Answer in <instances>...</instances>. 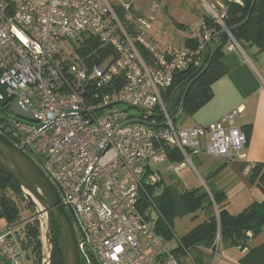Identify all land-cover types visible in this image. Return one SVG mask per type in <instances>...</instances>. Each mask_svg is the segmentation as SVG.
<instances>
[{"label":"built area","instance_id":"1","mask_svg":"<svg viewBox=\"0 0 264 264\" xmlns=\"http://www.w3.org/2000/svg\"><path fill=\"white\" fill-rule=\"evenodd\" d=\"M157 9L153 2L139 14L124 0H0V133L73 212L80 264H154L151 249L161 264H179L138 210L140 193L192 156L229 161L247 144L237 126L243 106L208 125H173L166 91L176 74L201 66L212 31L201 22L197 49L162 48L150 34ZM223 15L212 18L222 25ZM89 37L109 51L99 62L97 51L79 53ZM228 37V50L240 48ZM13 100L35 121L8 125ZM0 264H25L11 228L0 231Z\"/></svg>","mask_w":264,"mask_h":264},{"label":"trees","instance_id":"2","mask_svg":"<svg viewBox=\"0 0 264 264\" xmlns=\"http://www.w3.org/2000/svg\"><path fill=\"white\" fill-rule=\"evenodd\" d=\"M220 1L224 7L222 22L227 29L233 28L247 19L244 24L231 32V36L240 48L244 51L254 49L253 59L256 55L264 53V0H255L254 4H252L253 0ZM202 22L207 29L212 31V34H217L222 30L210 15L203 14ZM202 32L200 30V35ZM199 44L200 40L197 39H188L185 43L186 47L192 49H197ZM230 44L229 37L222 35L216 43L210 42L206 46L203 58L205 56V63H208L207 69L191 83L180 112L179 107L186 87L194 78L187 80L198 69L175 75L173 83L165 95L166 100L171 104L169 117L173 120V125L180 116L191 117L211 99L212 84L226 74L227 68L222 59ZM80 50L79 53L84 52L83 55L91 54L92 50L97 51L98 62L109 54V51L98 46L92 37L86 38ZM142 54L144 57L147 56L144 52ZM89 58L88 64L96 61L97 57L92 54ZM245 136L248 139L247 133ZM165 149L171 161L182 163L183 158L178 151L170 147ZM248 180L251 184H257L264 194V165L253 164L249 169ZM155 186L147 187L144 192L140 193L138 210L146 212L152 206L156 208L160 217L153 226V230L158 238L159 235L171 238L174 218L183 217L200 209L208 212L206 222L181 238L185 248L197 244L213 248L217 235H219V243L222 246L248 247L247 234L249 232L258 233L264 226V201L252 204L239 214L231 216L222 210L221 205L225 199L221 193H212L210 189L207 192L203 188L180 191V189L170 186L165 187L160 196L153 197ZM19 201L26 202V205L20 206ZM21 209H27L31 214L22 219L21 212L23 210ZM35 215L36 208L32 201L9 176L0 170V218L4 220L7 228H11L12 238L24 253L25 260L31 261L32 264H41L43 248L41 223ZM51 236L53 247L51 264H64L54 222H52ZM252 251H259L264 256V242Z\"/></svg>","mask_w":264,"mask_h":264},{"label":"crops","instance_id":"3","mask_svg":"<svg viewBox=\"0 0 264 264\" xmlns=\"http://www.w3.org/2000/svg\"><path fill=\"white\" fill-rule=\"evenodd\" d=\"M239 1L236 0V2ZM208 2L217 7L218 13L224 11L220 0H208ZM202 16L203 13L196 27L191 29L190 37L184 39L183 45L177 48L185 47L188 39L200 40ZM254 53V49H248V51L241 49V52L236 49L226 50L222 59L227 68L226 74L212 84L211 99L200 107L189 118L190 123L185 125V127L208 125L216 122L233 109L243 106L244 111L237 122L239 129L248 135L243 157L225 161L205 155L195 156L200 173L205 176V181L202 182L203 184L205 182L204 189L207 192L210 189L212 193L223 194L225 200L221 205L222 210L231 216L239 214L252 204L264 201L261 188L257 184H251L248 180L249 169L253 164L264 165V53L256 55L253 59ZM184 166L179 172L183 171ZM178 173H163L161 175L162 191L165 187L170 186H174L180 191L200 188L187 186L183 177L178 179ZM164 181L167 185H164ZM147 212L149 221L152 213L156 214V218L151 224L153 227L160 215L153 206ZM187 216H192L196 224L178 236L174 231V222ZM207 219L208 212L200 209L183 217L174 218L171 238L159 235L163 247L175 255L179 264H264V256L259 251H252L264 242V226L258 233L249 232L247 234L248 247L222 246L220 243L216 251L203 244L189 248L183 247L181 238L206 222ZM2 223L3 227L0 231L7 230L6 224L3 221ZM150 255L153 257L154 264H161V258L156 249H151Z\"/></svg>","mask_w":264,"mask_h":264},{"label":"water","instance_id":"4","mask_svg":"<svg viewBox=\"0 0 264 264\" xmlns=\"http://www.w3.org/2000/svg\"><path fill=\"white\" fill-rule=\"evenodd\" d=\"M253 0L252 4H254ZM250 13V12H249ZM248 18V17H247ZM245 21L233 28L225 29L215 35L218 40L222 35L231 33ZM208 63L203 62L198 70L187 80L190 84L186 87L182 97L179 112L181 111L185 95L191 83L204 73ZM8 100V99H7ZM9 101V100H8ZM9 111L12 116L8 125L17 119L35 121L31 114L22 108L17 100L9 102ZM169 110V109H168ZM0 170L9 176L32 201L36 208V217L40 220L43 248L41 264H51L52 258V222L59 236V247L64 264H80V254L77 246V234L75 227L81 232L78 221L72 211L68 213L60 202L58 191L55 186L44 175L36 163L25 153L17 149L4 135L0 133Z\"/></svg>","mask_w":264,"mask_h":264},{"label":"rangeland","instance_id":"5","mask_svg":"<svg viewBox=\"0 0 264 264\" xmlns=\"http://www.w3.org/2000/svg\"><path fill=\"white\" fill-rule=\"evenodd\" d=\"M127 3H130L131 9L139 14H144L150 8V5L153 2L158 4V9L154 12V20L152 22L151 28V37L158 46L162 48L168 47H178L182 46L184 43V39L190 37L191 29L196 27L198 21L201 18V14H207L211 17H214L219 13L214 8V6L208 2V0H124ZM211 4V5H210ZM202 22V21H201ZM219 24V23H218ZM222 30L227 29L224 24H219ZM221 30V31H222ZM198 31V29H197ZM231 34V33H230ZM216 33L212 34L213 43L218 40L215 39ZM229 36V33L224 34ZM240 47V46H239ZM206 47L203 51L205 53ZM241 52V48L236 49ZM170 112V111H169ZM130 113L132 115L138 114L135 109H130ZM190 116H180L178 120L175 121L176 127H185V125L189 124ZM191 162H187L184 166L183 171L179 172L178 179L181 177L184 178V183L187 186L200 187L201 189L205 188V176L200 173L199 165L197 163V159L195 156H192ZM163 182L157 184L153 190V197L160 196L162 192V184ZM164 185L167 183L164 181ZM17 200V199H16ZM19 205H26V202L19 201ZM23 210L21 212V218L28 217L31 212L29 210ZM37 213V211H36ZM156 218V214L152 213V217L150 219L151 224L154 222ZM4 220L0 218V229L3 227ZM5 223V222H4ZM196 221L193 220L192 216H187L185 218H180L174 222V231L178 236L184 234L188 228L194 226ZM76 233L79 231L75 226ZM42 246H43V240ZM25 264H32V262L25 260Z\"/></svg>","mask_w":264,"mask_h":264},{"label":"bare ground","instance_id":"6","mask_svg":"<svg viewBox=\"0 0 264 264\" xmlns=\"http://www.w3.org/2000/svg\"><path fill=\"white\" fill-rule=\"evenodd\" d=\"M170 106H171V104H170ZM166 177V176H165Z\"/></svg>","mask_w":264,"mask_h":264},{"label":"flooded vegetation","instance_id":"7","mask_svg":"<svg viewBox=\"0 0 264 264\" xmlns=\"http://www.w3.org/2000/svg\"><path fill=\"white\" fill-rule=\"evenodd\" d=\"M75 227V226H74Z\"/></svg>","mask_w":264,"mask_h":264}]
</instances>
